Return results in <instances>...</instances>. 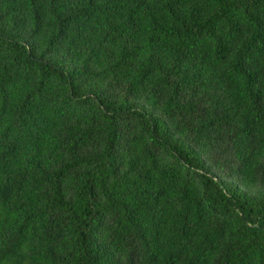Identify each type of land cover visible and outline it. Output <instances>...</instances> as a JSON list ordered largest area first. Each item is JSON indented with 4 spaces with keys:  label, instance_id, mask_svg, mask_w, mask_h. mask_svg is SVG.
Masks as SVG:
<instances>
[{
    "label": "trees",
    "instance_id": "16d2710c",
    "mask_svg": "<svg viewBox=\"0 0 264 264\" xmlns=\"http://www.w3.org/2000/svg\"><path fill=\"white\" fill-rule=\"evenodd\" d=\"M0 264H264V0H0Z\"/></svg>",
    "mask_w": 264,
    "mask_h": 264
}]
</instances>
